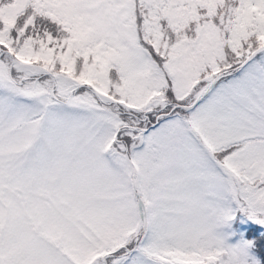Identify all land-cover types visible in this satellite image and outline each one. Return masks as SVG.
Here are the masks:
<instances>
[{
    "label": "snow or ice",
    "instance_id": "snow-or-ice-1",
    "mask_svg": "<svg viewBox=\"0 0 264 264\" xmlns=\"http://www.w3.org/2000/svg\"><path fill=\"white\" fill-rule=\"evenodd\" d=\"M0 264H264V0H0Z\"/></svg>",
    "mask_w": 264,
    "mask_h": 264
}]
</instances>
